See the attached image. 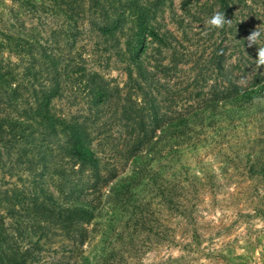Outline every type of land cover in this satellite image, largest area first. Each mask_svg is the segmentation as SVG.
<instances>
[{
	"label": "trees",
	"instance_id": "obj_1",
	"mask_svg": "<svg viewBox=\"0 0 264 264\" xmlns=\"http://www.w3.org/2000/svg\"><path fill=\"white\" fill-rule=\"evenodd\" d=\"M45 1H52L69 22L83 18L79 5L83 0H40V5ZM122 1L115 4V0H88V13L90 32L97 33L100 39L95 51L101 47L104 52L93 61L105 69L112 60L125 65L128 78L123 96L91 70L89 60L81 54L67 52L68 47L73 48L78 41L79 30L73 36L74 28L63 30L62 38L48 44L50 38H42L41 31L29 33L20 21L23 11L37 15L36 0H13L18 3L17 12L10 10L13 21L4 29L6 31L0 30V170L11 177L17 175L22 185L17 188L16 183H12L14 189L7 201L4 194L9 189L4 194L0 191V207L4 203L7 210L6 215L0 213V264L35 263L33 252L43 248L40 241L47 239L52 230L60 228L69 238L74 237L75 242L76 237L84 236L82 223L95 218L94 204L99 201V197L89 198L98 193L102 183L116 179L119 167H125L131 160L135 163L132 174L120 183L112 182L106 195L112 213L103 243L110 245L112 226L118 215L128 213L134 227H138L139 222L145 224L150 204L145 202L146 194L152 198L161 197L169 209L173 202L177 203L175 185L170 191L172 185L151 168L150 163L163 150L175 152L176 142L183 145L192 140L195 144L202 143L197 137L205 128L221 135V124L227 123L225 129H228L236 119L244 122L245 118H251L263 125L264 66L256 67L258 45L249 46L248 41L260 27L252 21L257 14L248 0H218V12H225L226 20H230L219 33L224 38L225 35L235 36V40L226 41H236L238 64L226 68L225 60L231 57L230 47L217 46L210 57L203 59L202 54L195 59L190 71L196 69L197 73L187 78L188 83L183 87V82L170 84L171 76L167 74L174 68L164 67L167 74L158 78L161 72L158 60L152 66L146 54L153 44L167 46L160 25H153L166 0H143L141 6L134 3L131 6L128 2L126 12L121 8L128 0ZM236 8L241 16L238 24L235 23ZM42 13L48 12L41 10L38 21H43ZM11 54L17 57L18 63L11 62ZM134 67L136 77L132 74ZM209 67L217 70L221 82L205 94L206 98L188 104L195 92L190 91L188 98L183 94L199 83L200 74ZM237 69L243 76L252 74L246 87L236 84L237 78L231 70ZM80 100L87 108L80 107ZM58 102H64L74 112H57ZM218 103L233 107L218 112L215 110ZM157 127H166L169 131L157 137L150 135ZM213 140L216 142V138ZM95 141L101 149L100 154L109 149L111 155L97 156L91 148ZM206 142L205 139L203 143ZM261 142L264 143V136ZM146 144H150L147 151L143 150ZM142 154L148 159H140ZM253 155L256 161L248 156L246 167L251 173L263 176L264 150ZM235 157L239 158V154ZM165 158L163 156V162ZM69 163L71 166L67 170L64 165ZM167 165L160 164L162 168ZM55 176L60 179L57 184ZM145 180L151 186L142 194L141 189L139 192L136 189L143 187ZM89 189L93 190L88 192ZM84 201H89L88 209ZM61 203L68 205L63 207ZM9 215L11 221L7 222ZM25 245L30 247L24 248Z\"/></svg>",
	"mask_w": 264,
	"mask_h": 264
},
{
	"label": "rangeland",
	"instance_id": "obj_2",
	"mask_svg": "<svg viewBox=\"0 0 264 264\" xmlns=\"http://www.w3.org/2000/svg\"><path fill=\"white\" fill-rule=\"evenodd\" d=\"M263 1L248 0L257 14L252 21L262 31L264 30ZM115 2L118 4L120 0ZM128 2L131 6L132 3L138 6L144 4L143 0H128L125 7L121 8L123 12H126L125 8H128ZM36 4L39 10L37 15L24 11V14L20 13L22 14L20 21L29 33L41 31L40 36L50 38L48 44H51L56 38L63 37L61 33L63 30L74 28L72 36L79 30L81 35L77 36L78 41L73 48H66L67 52L72 55L81 54L83 58L89 60L91 70L97 72L110 88L123 96L125 93L123 89L128 78L125 65L112 60L110 66L105 69L98 62L93 61L96 59L95 56L104 52L101 47L95 51V45L100 39L97 33L90 32L88 0L79 3L80 16L83 18L74 19L75 24L67 21L66 17L54 7L52 1H45L40 5V0H36ZM17 5L18 3L13 0H0V30L8 28L12 23L13 16L10 10L17 12ZM160 9L162 10L157 14L153 25L156 23L160 25V32L166 36L167 46L153 44L146 51L152 66L156 63L155 60H158L160 64L161 72L157 75L158 78L162 79L161 76L167 74L164 67L174 68L175 72L171 70L167 74L171 76L170 84L183 82L181 87L186 86L187 78L197 73L196 69L190 71L195 59L202 54L203 59L210 57V53L217 46L230 47L228 54H231V57L225 60L226 68L238 64L239 51L234 47L237 45L236 41H226V39L235 40L233 39L235 36L225 35L224 38L219 33L220 29L213 30L206 24V21L218 12V0H166ZM41 10L48 13H42L44 19L38 21L37 16ZM234 12L235 23L238 24L241 20L239 9L236 8ZM245 20L248 19L245 18ZM121 42V47L124 48L123 40ZM60 46H63L62 42ZM154 49L158 51L155 52ZM6 55L7 53L4 52V56ZM10 60L13 63L19 62L13 54L10 55ZM133 69L132 74L136 77L137 71L135 67ZM231 72L237 78L235 81L237 85L243 87L248 85L251 73L243 76L238 69ZM200 75L199 83L196 86L192 85L183 94L185 98H188L190 91L195 92L188 104H194L206 98L205 94L219 84L222 78L212 67ZM199 92L201 95L197 96ZM162 94H166L164 90ZM261 105L264 106V99ZM81 106L87 108L83 100H80ZM55 107L57 112L61 111L62 114L74 112V109L69 110L64 102H58ZM232 107L231 104L223 106L218 103L215 110L222 112ZM204 116L206 113L202 115L203 118ZM243 121L234 120L228 129H225L227 123H222L221 135L214 134L211 128H205L204 132L197 137V140L202 143L195 144L192 140L188 145H183L181 142H176L175 152H168L167 148L163 150L150 163L151 168L163 176L164 182L172 185L170 191H173L175 185L177 203L173 202L169 209L167 204L161 201V197L152 198L153 196L149 193L146 194L145 202L150 204L149 217L145 224L139 222L138 227H134L128 213L118 215L112 226L113 233L109 245L103 243V234L107 230V221L112 213L109 210L106 195L112 182L120 183L121 179H126L132 174L135 163L130 160L125 167H119L118 177L106 184L102 183L98 193L89 198L92 200L94 197H99V201L94 204L95 218L82 223L85 235L76 237L75 242L74 237L69 238V235L64 234L60 228L52 230L51 234L55 232L53 235L50 234L47 239L40 241L43 248L33 252L32 258L35 260L33 264H264V175L253 174L246 167L248 156L256 161L253 153L257 154L264 150V143L261 142L264 136V121H262L263 125L254 122L251 118H245ZM167 131L169 129L166 127H157L150 135L155 134L157 137ZM205 139L207 142L203 143ZM193 144L195 146H192ZM96 145L97 141L91 148L95 150L97 156L111 155L109 149L100 154L101 149ZM149 146L150 144H146L143 150ZM237 153L239 158L235 157ZM163 156H166L165 162H163ZM143 157L144 154L140 156V159ZM161 162L162 165L168 164L167 167L162 168ZM70 166V163L68 166L64 165L67 170ZM168 167L171 168L168 169ZM73 169L76 170L77 167ZM22 175L26 176L27 173ZM58 180L60 179L55 176L54 183L57 184ZM13 182L16 183L17 188L22 185L18 182L17 175L11 177L6 173L2 174L0 170V191L4 194V191L9 189L8 193L4 194L5 201L12 195ZM142 185L143 187H139L136 191L139 192L141 189L144 194L151 184L145 180ZM92 190L89 189L88 192ZM57 195L56 192L55 196ZM84 202L88 209L89 201ZM3 205L0 207V213L6 215L7 210ZM61 205L64 207L68 204L61 203ZM107 210L109 213L105 214ZM6 221H11L10 215ZM27 247L30 246L25 245L24 248Z\"/></svg>",
	"mask_w": 264,
	"mask_h": 264
},
{
	"label": "clouds",
	"instance_id": "obj_3",
	"mask_svg": "<svg viewBox=\"0 0 264 264\" xmlns=\"http://www.w3.org/2000/svg\"><path fill=\"white\" fill-rule=\"evenodd\" d=\"M230 20H226L225 12H215L207 21L206 24L210 26L213 30L222 29L226 23H229ZM249 46L255 44L258 45V55L255 60V65L257 68L264 66V31L260 28L254 31L249 37Z\"/></svg>",
	"mask_w": 264,
	"mask_h": 264
}]
</instances>
